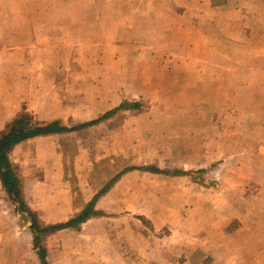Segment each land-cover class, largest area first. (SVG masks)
Returning <instances> with one entry per match:
<instances>
[{
  "label": "crops",
  "instance_id": "crops-1",
  "mask_svg": "<svg viewBox=\"0 0 264 264\" xmlns=\"http://www.w3.org/2000/svg\"><path fill=\"white\" fill-rule=\"evenodd\" d=\"M93 1L99 2L100 7L109 6L113 1L122 8L124 20L114 38L117 44L115 50H158V40L164 46L162 50H264V0ZM58 3H61L62 15L51 9ZM92 6L89 0H56L55 3H46L45 0H0V132L22 111L29 113L38 123L60 119L64 125L71 127L95 120L126 101L136 102V99L126 96L119 99L116 90L110 89L106 65L86 61L87 52H93L91 48L86 45H62L63 39L78 37L77 34L84 38L92 37L87 34L88 31H78L81 23L84 25L89 21L88 9ZM66 9H70L69 14L65 13ZM160 14L170 20L160 22ZM95 15L99 20L95 17L94 22L101 26L105 9ZM129 22H133V26ZM141 22L150 26L144 34H137V26ZM167 22L169 29L160 27ZM62 24H66L65 27ZM66 26H69L68 31L63 30ZM153 26L155 32L151 31ZM166 29L184 31L186 40L170 35ZM102 32L100 30V35L96 36L100 39L108 37L107 31L106 35ZM206 32L212 36L209 38L212 39V47L207 45ZM191 34L197 39V45L188 41ZM132 70V78L124 72H129L127 66L117 69V73L110 74V77L119 85L125 84L126 76L132 82L141 84L151 68L133 64ZM145 71L148 72L145 74ZM175 71L176 68L161 66L155 69L154 80L190 79L186 75L179 76ZM123 92L125 94V89ZM137 124L136 117L130 116L119 130L102 138V152L106 157L126 158L136 150V146L139 153ZM60 137L33 138L16 145L10 153L12 159L13 152L19 147L32 150L33 177L25 181L17 176L19 199L26 209L36 215L40 224L47 226L62 223L78 213L93 195V191L86 188L89 160L84 146L78 145L72 164L82 207L74 210L75 201L65 180L63 154L55 143ZM151 176L138 172L125 174L97 203L96 208L103 214H110L115 213L114 209L123 207L128 217L140 216L142 206H145L142 201L148 203L146 197L150 179H162L158 175ZM152 191L161 197L171 192L163 188L158 192ZM8 193L0 183V263L12 264L26 253L33 264H40V252L36 254L32 249L35 245L30 233L32 225L22 211L12 208L14 203ZM143 195L147 196L141 200ZM103 217L88 220L79 231L66 229L50 233L43 242V256L47 264H127L114 248L102 222ZM18 220L26 226L18 224ZM137 225L128 219L123 232L133 250L144 260L153 264H191L179 260L188 252L184 245L170 246L171 239L168 238L148 241ZM14 229H24L25 232L17 236ZM246 229L254 230L252 226ZM232 236L219 234L222 238L208 240L209 248L200 249L210 258L206 264H264L263 229L255 232L253 238L245 240L230 238ZM199 245H203V241ZM140 246L146 248L140 249Z\"/></svg>",
  "mask_w": 264,
  "mask_h": 264
},
{
  "label": "rangeland",
  "instance_id": "rangeland-1",
  "mask_svg": "<svg viewBox=\"0 0 264 264\" xmlns=\"http://www.w3.org/2000/svg\"><path fill=\"white\" fill-rule=\"evenodd\" d=\"M51 1L55 3L56 0H45L46 3ZM89 1L93 4L88 9L89 21L84 25L81 23L78 31H88L92 37L77 34L78 37L63 39L62 45L91 48L93 52H87L86 61L106 65L110 89L116 90L119 99L123 96L136 99L141 107L138 113L134 110L119 112L90 130L55 140L58 150L65 155V180L75 201L74 210L81 208L82 202L78 198L72 159L76 147L82 145L89 160L86 188L91 191L100 189L116 168L129 165L180 169L188 173L177 177L158 175L162 179H150L148 197L141 196V200L146 197L149 204L142 201L145 206H142L140 216L128 217L123 207L114 209L115 213L104 214L102 222L109 238L127 264H153L138 255L124 236L123 226L128 219L138 224V230L148 241L168 238L171 239L170 246L184 245L188 252L179 260L191 264H206L210 260L200 249L207 250L208 240L219 234L245 240L264 230V50H162L164 46L160 40L158 50H115L114 38L124 20L122 8L113 1L105 7ZM60 5L51 9L62 15ZM101 9H105V15L100 26L94 18ZM69 10L65 13L69 14ZM160 16V22L169 19ZM129 24L133 26V22ZM168 24L160 27L168 28ZM148 26L145 22L139 23L136 33L144 34ZM154 26L152 32H155ZM168 29L170 35L186 40L184 31ZM63 30L68 31L69 26ZM100 30L103 35L107 31L108 37H97ZM211 37L210 33L205 34L209 47L213 45ZM188 41L197 45L192 34ZM133 64L151 68L141 84L130 80ZM126 66L129 72H124L129 73L130 78L126 76L125 84L119 85L110 74ZM161 66L176 68V74L190 79L156 81L153 74ZM130 116H135L138 121L136 132L140 154L136 146L126 158L106 157L102 152V138L119 130ZM101 156L116 160L114 171ZM32 160L29 148L19 147L13 152L11 163L20 180L32 179ZM161 188L171 192L161 197L152 191L158 192ZM8 194L14 203L12 208L21 212L16 191ZM24 218L30 222L26 214ZM18 224L26 226L21 220ZM247 226L254 230L246 229ZM22 231L13 230L17 236ZM200 241L203 245H199ZM145 248L140 246V249ZM32 249L37 254L35 245ZM30 258L24 253L12 264H33Z\"/></svg>",
  "mask_w": 264,
  "mask_h": 264
},
{
  "label": "trees",
  "instance_id": "trees-1",
  "mask_svg": "<svg viewBox=\"0 0 264 264\" xmlns=\"http://www.w3.org/2000/svg\"><path fill=\"white\" fill-rule=\"evenodd\" d=\"M140 107L141 105L137 102H124L112 111L95 120L78 124L73 127L64 125L60 119H55L47 123H38L29 113L22 111L7 124L3 131L0 132V183L3 189L8 192L16 191V195L19 198V179L10 161V153L16 145L37 137H45L50 135H59L61 137H65L66 135L87 131L99 125L106 119H109L119 111H139ZM61 153L65 157L64 152L62 151ZM103 161H107V163L110 165V168L113 169V171L115 170L116 167L113 166H116V160L114 158H103ZM132 172L163 175L167 177L185 176L188 174L184 170L180 169L159 170L153 166L129 165L119 170L116 168V172L113 174V176H110L107 182L100 189L93 191L92 198L83 205L82 209L78 213L71 216L66 221L52 226L40 224L36 218V215L26 209L25 205L20 201V199H18V208L23 211V214H26L29 217V221L32 225L30 228V233L32 240L40 252V264H47L43 256V242L45 241L46 237L50 233L66 229H74L79 231L81 229V225L88 220L103 217L104 214L102 211L96 208L97 203L120 181V179L125 174Z\"/></svg>",
  "mask_w": 264,
  "mask_h": 264
}]
</instances>
